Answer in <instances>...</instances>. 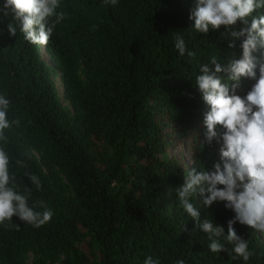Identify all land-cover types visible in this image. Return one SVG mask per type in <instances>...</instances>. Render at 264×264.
Instances as JSON below:
<instances>
[{"label":"trees","instance_id":"1","mask_svg":"<svg viewBox=\"0 0 264 264\" xmlns=\"http://www.w3.org/2000/svg\"><path fill=\"white\" fill-rule=\"evenodd\" d=\"M194 6L61 0L66 19L47 45L31 44L19 28L10 36L13 18L0 16V94L11 101L9 119L19 121L0 147L17 190L30 191L29 205L41 211L43 202L54 213L40 228L16 217L0 225V264H143L147 256L160 264H245L211 253L176 195L188 170L220 162L219 144L200 143L208 106L195 87L199 65L215 55L226 67L241 55L239 41L228 47L223 27L207 35L191 29ZM178 32L194 56L179 55ZM256 55L264 57V48ZM254 83L242 79L237 94ZM174 147L187 148L191 166ZM33 174L40 189L28 178ZM197 204L201 220L227 230L234 213L222 202ZM234 227L253 252L246 264H264V233Z\"/></svg>","mask_w":264,"mask_h":264},{"label":"clouds","instance_id":"2","mask_svg":"<svg viewBox=\"0 0 264 264\" xmlns=\"http://www.w3.org/2000/svg\"><path fill=\"white\" fill-rule=\"evenodd\" d=\"M104 2L115 6L119 0ZM60 6L61 0H2L0 16H12L7 26L10 36H16L19 28L31 44L47 45L56 26L66 19V14L58 11ZM262 9L264 0H195L189 15L191 29L207 35L223 27L222 36L229 41L228 47H236L235 42L239 41L241 55L226 67L215 55L199 65L195 87L208 106L200 143L202 146L219 144L220 162L211 170L203 165L192 167L176 189L179 207L195 223L196 229L206 234L208 250L214 254L228 252L232 259H241L245 264L253 252L234 225L239 223L264 233V57L256 55L264 48V13L259 11ZM238 21L246 26L237 31L233 26ZM174 47L180 56L186 52L188 56L195 55L187 49L181 32L175 33ZM244 78L255 83L241 96L237 89ZM10 105V99L0 94V142L7 140L5 130L19 124L18 120L9 119ZM16 164L23 167L20 160ZM28 178L37 189L42 187L37 175ZM29 198L30 191L24 194L17 190L9 155L0 147V225L11 223L13 217L35 228L49 222L53 211L43 202H40L42 210L37 211L35 205H29ZM197 201L204 208L222 202L225 209L233 212L227 230L213 218L201 220ZM143 264H160V260L147 256ZM174 264H186V261L180 258Z\"/></svg>","mask_w":264,"mask_h":264},{"label":"rangeland","instance_id":"3","mask_svg":"<svg viewBox=\"0 0 264 264\" xmlns=\"http://www.w3.org/2000/svg\"><path fill=\"white\" fill-rule=\"evenodd\" d=\"M58 82H60V81L58 80ZM172 154L174 156H176L177 158H179V160L181 162H183L184 164H187V165L191 166V161H190V158H189V153H188V150H187L186 147L183 150H180L179 148L174 147L172 149Z\"/></svg>","mask_w":264,"mask_h":264}]
</instances>
